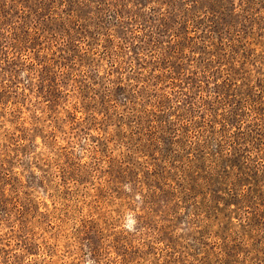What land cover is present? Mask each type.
Wrapping results in <instances>:
<instances>
[{"label": "rangeland", "instance_id": "obj_1", "mask_svg": "<svg viewBox=\"0 0 264 264\" xmlns=\"http://www.w3.org/2000/svg\"><path fill=\"white\" fill-rule=\"evenodd\" d=\"M74 1L87 4L78 13L90 17L88 29L100 31L95 27L105 21L116 35H112L115 43L102 42L91 49L84 56L88 68L77 66L62 74L55 65L50 72L45 69L44 75L38 71L31 77L29 69L12 72L17 66L11 59L31 64L41 58L36 51L21 49L15 42L17 35L27 37L23 34L26 23L32 26L42 21L36 25L46 30L36 27L30 32L38 31L34 37L44 35L36 43L45 42L53 31L66 26L68 7L59 0H0V264H264V153L259 157L254 149L244 148L227 156L230 134L224 137V133L210 131L214 123L216 129L221 128L228 109L243 119L246 132L264 113V103H259V98L264 102V93L257 86L264 75L256 68L262 63L252 58L257 45H250L246 54L243 50L250 31L258 38L264 33V0H165L175 1L178 9L174 12L162 2L149 0L156 7V22H146L154 11L142 9L137 0ZM129 8L130 15L138 17L143 28L147 26L146 31L131 25L126 16ZM116 10L122 13V23L116 19ZM24 12H29L26 23L20 16ZM189 19L192 25L187 26ZM168 25L179 28L182 36L177 58L170 56ZM133 27L141 29L139 39H130ZM150 29L153 40L161 44L151 49L143 44V77L162 73L158 62L167 49L172 62H185L194 86L200 78L205 80L199 60L212 56L219 62L209 60L206 68L218 69L226 62L224 68L237 67L234 77L244 86L236 97L249 93L253 98L240 109L236 97L224 98L228 96L224 88L199 90L196 85L189 91L173 88L165 77L159 87L147 92L141 90L142 82L123 79L122 85L127 84L130 92L137 90L134 100L138 104L129 119L119 117L123 109L116 99L123 98L122 91H113L119 80L108 72L116 73L117 67L128 71L131 57L138 54L142 36ZM123 37L136 42V48L116 46H123ZM56 39L46 45L58 51L63 42ZM204 43L214 44L208 48L210 54L203 53ZM228 44L243 53L232 54ZM81 46L88 45L82 42ZM255 52L264 55L259 47ZM194 53L199 57L196 63L191 61ZM244 55L250 59L246 66ZM13 73L22 81L33 79L29 81L33 90L43 85L45 77L58 75L54 85L55 89L64 86V109L47 113L32 90H27L26 100ZM245 74L253 81L254 91L240 80ZM106 76L111 80H104ZM104 85L113 88L112 97ZM82 99L98 111L97 120L80 123L86 114L79 111L78 122L72 125L69 121L74 120L75 107ZM178 99L176 117L161 120L162 112ZM42 121H47L45 129ZM94 123L105 131L96 130Z\"/></svg>", "mask_w": 264, "mask_h": 264}, {"label": "trees", "instance_id": "obj_2", "mask_svg": "<svg viewBox=\"0 0 264 264\" xmlns=\"http://www.w3.org/2000/svg\"><path fill=\"white\" fill-rule=\"evenodd\" d=\"M60 2H62V4H66V6L68 7L67 8V11H66V14L67 16L64 18L65 19V22H66V26L65 24L63 25V27H61L60 30L58 31H53L50 36L48 37V39H46L45 42L41 41V42H35L37 41V37H34V33L37 34L38 31L37 30H33V32H30L31 28H36L37 25L36 24H41L42 21H38L36 23H34V25L32 26H28L27 23H26V20L27 18L29 17V12H24L21 16V18L23 19V22L25 21L26 25L24 28V32L23 34H27L25 38H22L19 34L17 35L16 39H15V42L18 44V46L22 47L21 49H24V50H32V51H36L34 54H39V56L41 58H39V60L37 59L36 62H32L31 64H26V63H18L17 61H14V59H11L10 60V63L12 64H15L17 66V68L12 71V72H18V71H23L24 73L25 72H28L27 69L30 70V76L32 77L34 72H38V71H43V75L45 74V69H48V72H50L49 68L51 67H55V65H58V67L60 68L58 70V73H62V74H65L67 73L68 71H70L71 69H73L74 67H77V66H80V67H89V65L85 64V59H84V56L86 55H89V52L90 50L92 49H95L97 47L98 44H101L102 42H108V43H115V39H113L116 35L114 33H111V30H113L111 27L107 26V25H104L106 24L105 21H101L103 23H101V25H97V30L100 29V31H97V32H92L90 29H88V26H87V22L89 21L88 18L90 17H81V15L78 13V11H82L84 7H87V4H84L82 3V5H79V3H77L76 1L74 0H59ZM91 2L95 1V0H89ZM138 3L140 5H142V9L145 8V7H148L149 11H154L153 15H148V19H146V22L148 21H151V20H155V13L157 12L156 11V7H152L151 5H149V0H137ZM155 3H164L166 6H170L174 11H176V9H178L176 7V4H175V1H170L171 3L165 1V0H154ZM182 1H186V0H182ZM132 1H129V4H131ZM185 5L187 6V11L189 10L190 6L188 2H185ZM96 8L98 9L99 6ZM130 11H129V14L126 15L129 20H130V23L131 25L135 23L136 26H142L141 29L142 30H145L146 31V27L143 28V23L138 19V17L134 16V15H130L132 14V9L129 8ZM51 12V11H50ZM122 12V11H121ZM126 12V11H125ZM161 13V12H159ZM116 14H117V17L116 19L122 23L124 21V18H120L122 15V13H120L119 10H116ZM137 14V13H135ZM179 17H181L180 13H178ZM32 16V14H31ZM153 16V17H151ZM61 17H63L61 15ZM75 17H76V20H75ZM49 18V16H48ZM159 18V21H161L162 19L160 17ZM183 19V18H181ZM83 21V22H82ZM157 20H155L156 22ZM182 22L184 20H181ZM165 22V21H164ZM164 22H161L159 24V27L162 26L164 24ZM192 22V21H191ZM190 22V19L186 21V24H189L187 26H190L192 25ZM181 23V22H180ZM105 26V27H104ZM169 26V27H168ZM166 26V36H168V33L169 32H172L171 35H170V38L168 40L169 43H171V46H168L169 48V51H170V56L171 57H176L179 52H178V49H179V45H180V38L179 37H182L181 35H179L177 29V27H173L172 25H168ZM195 28H199L198 25H194ZM101 27V28H100ZM157 27V26H156ZM46 27L44 28H41V27H37V29L39 30H44ZM28 29V30H27ZM140 29V30H141ZM28 32H27V31ZM46 30V29H45ZM102 30V31H101ZM105 30V31H103ZM139 29L137 28H132L130 29V34H132V36H130V39L132 38H138L139 39V36H138V31H140ZM100 34L101 35H105L107 36L106 38H102L100 37ZM33 35V37H32ZM112 35H115V36H112ZM189 36V35H188ZM249 36L251 38H248L246 39V47L243 48V50H245V54L247 53V50L250 48V45L252 44H256L257 47L261 48L264 52V33L261 35L260 38L257 37V33H255L253 30L250 31L249 33ZM32 37V38H31ZM40 38H44V35H40L39 36ZM56 37H59L60 38V43H62V46L58 49V51H55L53 49V47H49L46 45V43L50 42L51 38L55 40V42L57 41ZM112 37V38H111ZM143 38L141 39V41L143 40V42L141 43L140 48H138V54L137 55H134L131 57V60L129 61V69L127 72H123L121 71L120 72V68L119 67H114L116 68V73L112 70L110 72H108L109 75H113L115 74V78L118 79L119 81L116 83V86L114 88V92L115 91H122V93H119L120 95L123 96L122 99H116V102H117V106L121 109H123V111L118 115L119 117H123L124 119L125 118H130L129 117V114L131 112H133L135 110V105L138 104V101H135L134 98L137 97L136 94H137V90H132V92H130V88L129 86L126 84V85H122L124 83V80H127V81H130V80H134L135 82H142V86H140V88H142L141 90L142 91H147L150 89V88H155V87H159L161 83H163L165 77H168V83L170 84V86H172L173 88L175 87H178V88H181V87H184V89H189V91H193L194 88H199V90H202V88H217V89H222L224 88L226 91H224L223 94H228L227 97H224L227 101H230L231 98H235L237 96V93H239V90L240 89H243V86L241 83L239 84L238 82V77H234L235 75H237V67H232V71L227 68H224V66H227L229 63H221V66L218 68V69H211V71L209 69H207L206 67L207 66H210L211 63L210 62H214V61H217L218 59H214V57L210 59H201L199 61H201V64L202 66L205 68L204 71L202 72V77L205 78V80H203L202 78H200V81L203 82H198V84L196 83L197 87H194L196 85H192V76L187 74L186 70H189V68L185 69V62H172L170 58V56H166L167 55V49L165 50V57L164 58H161V60H159L158 64H159V68H164L162 73L159 74V73H153V74H150L149 73L146 75V78L143 77V72H141V69H142V66L144 65V52H143V44H147V47L148 49H151L153 47H158L159 45L158 44H161L159 40H153V38L155 37L153 31L150 29L149 30V33H145L143 36ZM190 37V36H189ZM67 38V39H66ZM146 38V39H145ZM224 38V37H222ZM229 38V36H228ZM152 39V40H151ZM179 39V41H178ZM258 40L259 42H256V40ZM54 40L52 42L51 45H54ZM127 39L126 38H122L121 39V42L124 41L123 43V46H121V44H116V46L122 48V49H128L129 48H136L137 46V43H131L130 41H126ZM238 41H240L239 39H237ZM223 41V40H222ZM232 41V40H231ZM82 42H86V44L88 45L87 48H84L81 46V43ZM120 42V41H119ZM33 44H36V45H33ZM45 44V45H44ZM212 45H214L213 43H211ZM226 44V43H225ZM211 45V46H212ZM216 45V44H215ZM218 45H224V44H218ZM135 46V47H134ZM210 44H207V43H204L202 48L206 51H203V53H211V51L208 49V48H211ZM107 47V46H105ZM226 47H228L231 51H232V54H236V56H239L240 53H243V50L240 51L239 53L234 49V44H228L226 45ZM257 47L255 48V50L257 49ZM82 49H86L84 52L82 51ZM255 50L253 51L254 53L252 54V58H254V60L259 61L261 62L262 64H258L256 65V68L258 70V72L262 73L264 75V55H262L261 53H258V52H255ZM43 51H48L47 54H41ZM59 52V53H58ZM92 53H97V52H92ZM198 54V53H196ZM196 54L194 53L193 56H192V62L193 63H196L197 60L199 59L198 55L196 56ZM126 55H130V52L127 53ZM234 56H232V59ZM104 58V57H103ZM177 58V57H176ZM245 64L244 66H246L250 61L249 58L245 57L244 55V58L245 59ZM243 59L242 60H239L238 62L241 63L243 62ZM210 60V62H209ZM135 62V63H134ZM137 62L140 66H136L137 65ZM190 62V63H192ZM219 62V60H218ZM38 63V64H36ZM10 65V68L12 67ZM12 64V65H13ZM92 66V64H91ZM235 66V65H233ZM213 70V71H212ZM92 71V70H91ZM97 71V70H95ZM208 71V72H207ZM210 72H213L212 75L210 74ZM57 73V74H58ZM121 73V75H120ZM170 75H168V74ZM191 73H195L194 71H192ZM249 73V72H248ZM203 74H206V75H203ZM100 75V74H98ZM57 76L55 74V77H51V76H47L45 77L42 81H43V85H37L35 87V89L33 90L32 89V83L29 82L33 79H31L30 77L28 78V81H22L20 80V77H16L13 73V78H17V86L18 88H22L24 90L23 94H24V97H26V100L28 98V95H27V90L30 92L31 90L34 91V92H37L38 93V96L41 98L38 102L39 103H42L44 104V107H45V111L47 113H50V112H54L57 113V112H60V109H64V105L61 103L62 100H63V97L64 95H61L63 93V84L60 85V88H56V85L55 82L57 81ZM241 81L242 83L246 84V86L248 87H252V91H254L255 89V86L253 88V85L251 84L253 81H250L249 79V75L248 74H245V75H241ZM92 78L94 80H96V77H93ZM210 78H212V80H210ZM111 80V77H105L104 80ZM124 79V80H123ZM189 79V83L186 81ZM237 79V80H236ZM247 79L248 81L245 82L244 80ZM203 80V81H202ZM235 80V81H234ZM51 81V82H49ZM244 81V82H243ZM256 82H258L257 79H255ZM99 82V81H97ZM187 83L186 86H184V83ZM212 82V87H211V83ZM23 83V86H21L20 84ZM35 84V83H34ZM132 84V83H131ZM104 86H107L106 88V92H110L108 93V96L109 97H112V89L113 88H110L108 87V85H104ZM258 86V90L261 91V93H264V77H261L260 81L258 82L257 84ZM183 90V89H182ZM184 91V90H183ZM234 91V92H232ZM113 92V93H114ZM243 92V91H242ZM67 93V92H66ZM186 93V92H185ZM259 93V92H258ZM60 94V95H59ZM241 94V93H240ZM184 95H187L184 94ZM164 98L165 99H168L169 100V96L166 94L164 95ZM184 98V97H182ZM253 98V95L252 94H247V96L245 97H241L240 99L239 98H235V103H241V107L240 109H244L242 107V105H244L245 107V104L243 103H247L249 99ZM11 99H9L8 102H10ZM263 101V98H259V103H264L262 102ZM181 102L180 99H178V102L176 101L175 104L171 105L172 107L169 108L168 110H165L164 112H162V115H161V120H163L164 118L168 117V120L171 121L172 118H175L177 113L174 112V109L176 108V103L177 105ZM22 105H25V103L22 102ZM79 108V109H78ZM230 109H228V111L222 115V121H221V128L220 129H216V125L214 123V125H211L210 127L213 130V133H221L225 136H227V133L230 134V137L228 139V141H226V146L227 148H230L229 150L227 149V153L226 155H230V153H232V151H235V153H239L241 151H244V148L248 149V151L251 149H254L253 152H255V154L257 153V155L260 157L261 154L264 153V113L262 115V117L260 118V121L256 122L254 125H252V127L249 129V131L246 132V130L244 131V121L243 119H239L237 114H233L232 115V111H229ZM83 112L84 114H86V117H83L81 121H79L80 123H83L85 122L87 119H88V122L92 121H96L97 120V117H96V113H98V111L91 107V106H88L86 105V101L84 99H82L80 101V105L79 107H75V115L74 116V120L72 121H69V123H72V125L76 124L78 121V116H77V112ZM124 111L126 113H124ZM178 111V110H177ZM230 112H232L230 114ZM71 114V113H70ZM46 116H48V114H46ZM70 118H73V115H69ZM224 116V117H223ZM168 120H165V121H162V124H165L166 122H168ZM169 121V122H170ZM32 123V122H31ZM42 123L44 125H42V127L45 129V127L47 126V121H42ZM166 127H169V125ZM231 127V128H230ZM30 128V127H29ZM28 127H25V130H29ZM94 128L97 130L99 127H98V124L94 123ZM101 128V127H100ZM99 130H104L105 129H100ZM170 130H172V127L170 128ZM233 133V134H232ZM109 136H111V134L108 132ZM89 135V134H88ZM255 136V139L252 137L251 140H249L248 137H251V136ZM48 137V135H47ZM38 138V135H36V139ZM108 138V137H107ZM229 152V153H228ZM229 158H226L225 160H227ZM29 252V251H28Z\"/></svg>", "mask_w": 264, "mask_h": 264}]
</instances>
